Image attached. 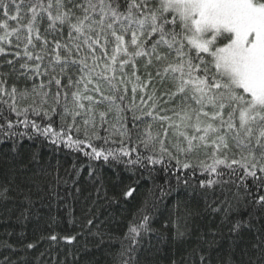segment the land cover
Here are the masks:
<instances>
[{
    "label": "snow or ice",
    "instance_id": "6c2138e0",
    "mask_svg": "<svg viewBox=\"0 0 264 264\" xmlns=\"http://www.w3.org/2000/svg\"><path fill=\"white\" fill-rule=\"evenodd\" d=\"M25 139L62 145L87 164L77 158L61 176L57 160L53 186L35 151L36 171L21 162ZM0 142L10 144L0 152V203L15 191L27 213L33 188L71 197L76 226L96 250L107 245L110 264H141L142 252L168 242L154 211L177 191L215 223L191 264H212L218 250L223 264H237L238 247L239 264H264V0H0ZM99 161L137 179L109 189ZM141 181L145 199L117 236L109 225L123 221L108 209L135 199ZM15 251L0 241V264H17Z\"/></svg>",
    "mask_w": 264,
    "mask_h": 264
},
{
    "label": "trees",
    "instance_id": "16d2710c",
    "mask_svg": "<svg viewBox=\"0 0 264 264\" xmlns=\"http://www.w3.org/2000/svg\"><path fill=\"white\" fill-rule=\"evenodd\" d=\"M22 143L21 162L36 171V166L29 163L31 154L35 151L39 164L47 167L50 173V175L41 177V179L51 181L53 186H55L57 175V160L60 161L61 176L65 175L64 169H70L73 161L77 158H79L80 163L87 164L86 158L77 153L70 154L69 150L63 148L62 145L53 146L48 142L38 144L27 139ZM8 147H10V144L0 142V152ZM93 164L98 166L100 178L109 189L117 180L123 184H129L137 179V177L124 171H120L117 175L112 167L104 165L102 161L93 162ZM7 175L6 170L0 169V182H6ZM81 176L87 180V171L82 169ZM17 182H19V178ZM132 186L137 187L135 184H132ZM147 187L148 185L141 181L137 187V192L134 194L135 199H130L123 202L122 205L108 209L109 212H114L123 221L119 227L109 225L110 230L117 236H122L127 229L128 221L132 219L133 213L145 199V189ZM47 192V187L44 191H37L33 188L32 200L34 204L27 213L23 211L28 207L27 204L22 203L23 194H18L15 191L10 193L14 199L8 200L6 203H0V241L7 240L16 246L17 251L11 254L12 260L16 261L17 264H54V261L55 264H60L61 261H64L65 264H110L109 258L105 254L107 245L100 250H96L94 245L98 243V240L88 236L81 227L76 226L82 224L81 220L75 219L81 215L80 204L71 197L64 200L50 199ZM61 195H63L62 192ZM202 207L201 203L189 199L182 191L173 192L171 196L165 197L154 211L156 219L152 226L161 229V226L164 225L165 227L161 230L167 233L169 240L166 244L159 246V251L152 249L148 252H142L141 264H169L170 259L179 260L181 257H184L188 264H191L192 257L190 253L193 248L197 246L206 247L199 237L202 233L207 232L210 225L215 227V223L211 218L203 214ZM185 208L191 212V216L186 218ZM197 213H200V215H197ZM101 218L103 219V217ZM216 219L218 220V218ZM69 221H73V223H69ZM177 229L187 232L186 237L180 241L171 239ZM78 232L81 235L72 244H67L59 239V236ZM53 233L58 234V240L55 243L46 239L47 236ZM243 235L247 240L251 234L245 232ZM41 237H45V239H41ZM205 239H210V237H205ZM31 242H37L34 249L22 247V245ZM85 245H87V248H85ZM224 247L227 248V244ZM41 253H44V255H41ZM8 254L7 251L3 252V255ZM225 255L226 253L223 250L213 251L211 253L212 264H223ZM235 259L239 264L241 259L239 247L236 250ZM244 259L247 260V257H244Z\"/></svg>",
    "mask_w": 264,
    "mask_h": 264
}]
</instances>
